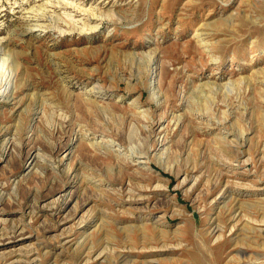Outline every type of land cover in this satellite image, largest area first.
Listing matches in <instances>:
<instances>
[{
    "label": "rangeland",
    "instance_id": "obj_1",
    "mask_svg": "<svg viewBox=\"0 0 264 264\" xmlns=\"http://www.w3.org/2000/svg\"><path fill=\"white\" fill-rule=\"evenodd\" d=\"M71 1L0 0V264H264V0Z\"/></svg>",
    "mask_w": 264,
    "mask_h": 264
},
{
    "label": "bare ground",
    "instance_id": "obj_2",
    "mask_svg": "<svg viewBox=\"0 0 264 264\" xmlns=\"http://www.w3.org/2000/svg\"><path fill=\"white\" fill-rule=\"evenodd\" d=\"M60 1V0H59ZM45 3V2H44ZM48 2L46 1V4H47ZM59 3V2H58ZM61 3L62 4H64L66 7H71L72 9H74L75 11H78V12H86V9H82V8H80L76 3L75 4H73V1H68V0H61ZM49 4V3H48ZM56 4V3H55ZM42 9V8H41ZM32 10V9H31ZM37 11V10H36ZM44 11V10H43ZM38 13H39V11H38ZM54 13V12H53ZM64 14V13H63ZM83 14V13H82ZM86 14H88L89 15V13H87L86 12ZM65 16V15H64ZM46 17V16H45ZM48 17V16H47ZM38 19V18H37ZM54 19V18H53ZM70 19H72V18H70ZM35 20V19H34ZM52 20V19H51ZM67 20V19H66ZM70 21V20H69ZM70 23V22H69ZM38 24V23H37ZM45 26V25H44ZM88 28H89V26H88ZM1 62V61H0ZM4 65V64H3ZM2 67V66H1ZM4 82V81H3ZM5 83V82H4ZM10 90V89H9ZM3 91V90H2ZM5 91V90H4ZM1 93H3V92H1L0 91V94ZM10 94V93H9ZM3 95V94H2ZM8 97V96H7ZM60 147H61V145H58V149H60ZM129 151V150H128ZM20 156V155H19ZM38 157V155L36 154H34V157ZM136 156H142V155H136ZM18 157V156H17ZM24 157L25 156H23V152L21 153V157H18L17 159V162L20 164L22 161H23V159H24ZM33 157V158H34ZM33 160V159H32ZM35 163V162H34ZM34 163L32 164V162H30V164H29V167H31L30 168V170L32 169V167L34 166ZM87 238V237H86ZM76 242V241H75ZM82 243V242H81ZM242 250V249H241ZM241 252V251H240ZM101 257H102V255H101ZM104 258V257H103ZM36 259V258H35ZM37 261V260H36ZM16 263V262H15ZM31 263H33V262H31Z\"/></svg>",
    "mask_w": 264,
    "mask_h": 264
}]
</instances>
